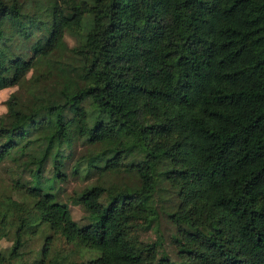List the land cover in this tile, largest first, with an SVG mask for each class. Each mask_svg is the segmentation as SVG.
Listing matches in <instances>:
<instances>
[{"label":"trees","instance_id":"1","mask_svg":"<svg viewBox=\"0 0 264 264\" xmlns=\"http://www.w3.org/2000/svg\"><path fill=\"white\" fill-rule=\"evenodd\" d=\"M13 86L2 264H264V0H0Z\"/></svg>","mask_w":264,"mask_h":264},{"label":"rangeland","instance_id":"2","mask_svg":"<svg viewBox=\"0 0 264 264\" xmlns=\"http://www.w3.org/2000/svg\"><path fill=\"white\" fill-rule=\"evenodd\" d=\"M65 40L68 46H71L73 44V39L70 36H65ZM15 86L3 88L0 89V114L4 112L5 106H4V99L6 98L7 94L14 90ZM80 148L79 145L74 147V151H78ZM6 167V162L0 163V177H6V174H4V168ZM81 184V181L78 179H75L73 177H69L64 183L61 184L62 189L65 192H69L70 190L74 189L78 185ZM164 197V195H162ZM161 202L158 203L161 204ZM167 203V202H166ZM166 203H163V209H166ZM25 207L14 201L12 202V210L11 214L9 215V228L4 232L3 230H0V251L5 252L7 250V247L9 246L11 240L13 239L14 230L18 224V219L22 212L24 211ZM159 210V209H158ZM69 211L74 219H78L80 216V209L77 205H70L69 204ZM159 226H158V232H160L162 237V247L164 250L169 254V256L172 259H175L173 246L170 244L169 239V232L171 230V226L167 219L164 217V215L159 212ZM155 234L152 230H147L144 232H141L138 234V238L143 241H149L150 239H154ZM55 245V250L58 251V253H65L67 258H72L74 261V264H77V262L81 259V256L86 255L87 253L83 252V250L78 249L77 247L68 246L67 244L61 243L59 240L53 241ZM3 263V258L0 257V264Z\"/></svg>","mask_w":264,"mask_h":264}]
</instances>
